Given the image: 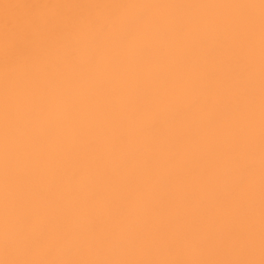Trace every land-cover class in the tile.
I'll return each mask as SVG.
<instances>
[{"label":"bare ground","instance_id":"1","mask_svg":"<svg viewBox=\"0 0 264 264\" xmlns=\"http://www.w3.org/2000/svg\"><path fill=\"white\" fill-rule=\"evenodd\" d=\"M0 264H264V0H0Z\"/></svg>","mask_w":264,"mask_h":264}]
</instances>
